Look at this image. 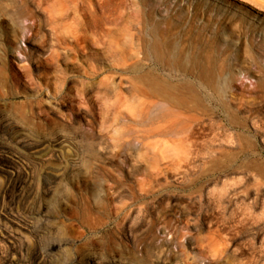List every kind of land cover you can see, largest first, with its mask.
<instances>
[{
    "label": "rangeland",
    "instance_id": "rangeland-1",
    "mask_svg": "<svg viewBox=\"0 0 264 264\" xmlns=\"http://www.w3.org/2000/svg\"><path fill=\"white\" fill-rule=\"evenodd\" d=\"M138 1L126 0L132 25L121 17L96 43L97 0H0V264H208L226 244L264 255V8L154 0L175 33L216 39L215 72L231 79L179 107L142 75L202 80L145 56Z\"/></svg>",
    "mask_w": 264,
    "mask_h": 264
},
{
    "label": "bare ground",
    "instance_id": "bare-ground-1",
    "mask_svg": "<svg viewBox=\"0 0 264 264\" xmlns=\"http://www.w3.org/2000/svg\"><path fill=\"white\" fill-rule=\"evenodd\" d=\"M250 1L254 5L264 8V4L261 2L257 0ZM240 3L252 8L258 15L263 14L249 3L241 1ZM155 4L154 0H139L137 6V16L135 19L141 32L140 36H138V42L142 48L146 49L145 56L153 58L158 64H162L163 67L169 68V75L171 76H192L202 80V82L201 85H195L189 82L182 84V86H177L159 80L160 75L147 72L142 75L141 79L146 83L150 93L153 96L164 98L173 104L179 105V107L201 105V96L199 97V94L202 91H208L217 96H223L225 93H228L230 91L231 79L228 76L226 78L224 70L220 69L217 73L215 72L217 61L214 56L212 43H215L216 39L212 38V41H210L205 38L201 32L191 34L190 29L183 31L181 34L175 33V29L178 27L177 25L179 22H175V18L169 17L160 20L154 19L156 11ZM125 5L126 0H97L95 6L96 10L94 13L90 11V18L87 22V25L93 32V38L96 43L101 41L103 34L116 31L114 28V31L110 29L111 25L116 26L117 21L121 17L124 18V30H127L126 28L132 25V20L124 17L123 12H125ZM242 24L243 19L241 17L236 18L231 23V27L240 29ZM77 32L76 28L75 30L69 31L71 41L79 42L81 39H84V36L77 35ZM188 35H190L189 38ZM124 37L126 38L125 42H127V39L130 37L128 31H126ZM38 51H43V49H38ZM248 51V48H244L241 56L245 57ZM62 55L67 58V50L58 53V56L61 57ZM131 58H133V55L127 54L126 52H113L111 54V59L118 62L119 60L126 62ZM257 77L259 79L257 87L261 93H264V68L261 70L260 74H257ZM204 78H206V80L203 81ZM182 88L184 91H187V96L179 94ZM233 252L232 248H229L226 244L225 248H222L217 252L218 254H215V256H217L216 260L208 264H233L232 262L230 263L231 257L234 261H238L236 264H264V255H260L259 258L256 259V257H250L248 253L237 255Z\"/></svg>",
    "mask_w": 264,
    "mask_h": 264
}]
</instances>
